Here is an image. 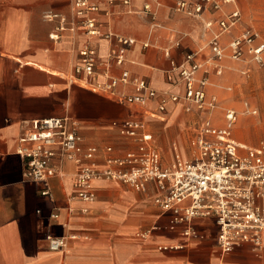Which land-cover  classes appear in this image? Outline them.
Returning a JSON list of instances; mask_svg holds the SVG:
<instances>
[{"label":"crops","instance_id":"1","mask_svg":"<svg viewBox=\"0 0 264 264\" xmlns=\"http://www.w3.org/2000/svg\"><path fill=\"white\" fill-rule=\"evenodd\" d=\"M72 1L48 8L72 19ZM90 1L98 9L87 15L95 18L99 32L87 34L77 24L64 30L59 39L50 37L56 23L31 15L27 0L3 2L0 9V264H264V233L260 248L244 242L222 253L216 244L217 225L212 216L194 221L193 236L184 235L181 225L170 228L169 214L154 202L160 194L154 182L137 190L100 177L92 181V200L71 198L78 164L70 158L56 161L58 173L49 179L52 198L39 194L40 182L24 178L23 160L17 152L19 137L30 120L50 116L69 115L76 120L82 148H97L93 161L98 168L106 166L108 157H122L141 143L138 136L121 132L120 123L126 118L144 122L142 131L151 134L150 143L159 150L164 166L171 164L175 152L190 158L194 150L187 138L198 131L202 115L186 111L182 101L167 97L170 92L182 94L183 86L167 81L166 73L173 63H181L187 52L206 45L210 34L204 21L240 7L233 0L219 10L205 9L200 18H194L176 11L175 0H130L128 4L122 0ZM145 4L151 6L149 14L142 12ZM249 26L242 16V22L222 35L220 43L227 45ZM109 31L135 40L124 51L120 64L109 57L121 48L117 37L106 35ZM84 46L95 50V71L68 78L79 64V51ZM210 55L205 46L196 59L205 63ZM250 56L246 52L243 60L223 58L219 75L205 63L207 94L228 102L222 88L226 91L232 85L226 86L224 81L237 68L250 66ZM122 71L128 72L129 82H118L112 92L102 89L106 75L118 77ZM244 71L246 75L249 69ZM133 77L147 80L156 96L145 104L119 101V94L134 90ZM163 97L165 109L159 110ZM227 107L237 111L234 106ZM213 122L224 124L222 107L214 112ZM236 123L237 119L231 139L240 146V153L264 146V142L248 146L236 141L238 127L247 128L243 121ZM260 203L264 206V197ZM52 212L57 213L55 218L50 216ZM49 232L68 237L66 247L50 250L45 240Z\"/></svg>","mask_w":264,"mask_h":264},{"label":"built area","instance_id":"2","mask_svg":"<svg viewBox=\"0 0 264 264\" xmlns=\"http://www.w3.org/2000/svg\"><path fill=\"white\" fill-rule=\"evenodd\" d=\"M108 1L112 3L114 0ZM122 1L124 4L130 2ZM231 1L233 0H175L174 9L200 18L205 9L219 10L224 3ZM72 9V19L52 8L42 11L43 20L56 23L55 30L50 34L52 39H59L64 30L73 29L77 24L87 34L99 32L95 18L87 15L98 9L96 3L90 0H73ZM142 12H152L150 4H145ZM241 22L242 13L237 6L220 18L203 22L205 30L210 34L205 46L211 51L205 63L208 62L218 75L223 71L221 60L225 57L243 60L247 52L255 63L263 61L264 41L251 26L244 28L227 45L220 43L221 36ZM106 35L117 37L121 43L119 50H113L109 54L110 58L120 64L124 51L135 40L110 31ZM143 45L146 46L147 43ZM205 46L187 52L183 61L173 63L172 70L166 73L167 81L173 84L180 82L183 86L182 94L170 92L167 97L174 102L182 101L186 111L195 110L202 115L198 131L189 142L194 150L190 158H184L179 152H175L171 164L164 166L159 150L150 143L151 134L142 131L144 122L126 118L120 123L121 132L128 136H138L141 143L136 150L126 152L122 157H108L106 166L98 168L93 161L97 148H82L76 120L69 115L50 116L30 120L29 127L19 137L21 144L17 152L23 160L24 178L40 182L39 194L52 198L49 179L58 173L56 161L70 158L78 164L73 176L71 198L92 200V181L100 177L118 180L137 190H143L148 182H154L160 192L154 197V202L169 214L170 228L181 225L184 235L193 236L196 235L194 221L212 216L217 225L216 244L222 253H228L244 242L260 248L264 233V206L260 203L264 197V146L247 148L245 153L239 152L240 146L231 139L237 119V111L233 108L223 110L222 126L213 122L214 111L220 107L219 100L216 95L207 94L208 70L203 69L205 63L196 59ZM168 52L166 49L165 54L168 55ZM79 56L80 62L71 74L73 78L82 73L91 75L95 71L97 59L93 47L84 46L79 51ZM201 69L203 72L199 74ZM246 72L243 71L244 74ZM106 76L107 81L102 89L109 92H112L118 82H129L127 71H122L118 77ZM132 83L134 90L119 94V101L145 104L157 94L143 78L133 77ZM244 106V112L257 113V109L251 108L247 101ZM158 109H165L164 97L158 103ZM107 150L110 151L111 148L108 147ZM50 216L55 218L57 213L52 212ZM45 240L50 250H62L67 245L68 237L49 232L46 233Z\"/></svg>","mask_w":264,"mask_h":264},{"label":"rangeland","instance_id":"3","mask_svg":"<svg viewBox=\"0 0 264 264\" xmlns=\"http://www.w3.org/2000/svg\"><path fill=\"white\" fill-rule=\"evenodd\" d=\"M9 1L12 0H0V9L3 8V2L7 3ZM13 1L22 2L26 0ZM27 1L29 2L31 15L39 14L42 17L43 10L48 9L50 6L63 7L70 0ZM236 2L240 6L239 8L245 21L258 32L259 37L264 41V0H236ZM249 61L252 62L250 66L237 68L231 72L232 74L227 76L224 85H232V88L230 89L231 91H227L228 89L225 91V87L222 88V91L226 93L228 102L223 103L222 99L219 98L221 101L219 105L223 110L229 105L234 106L237 109V123L239 124V122L243 121L247 125V128L238 127L240 132H234L236 141L244 142L248 146H257L264 142V56L260 64L255 63L251 59ZM246 68L249 69V72L245 75L243 71ZM67 77L73 79L71 74ZM243 101L251 103L257 109V113L251 115L244 112ZM193 136L189 135L187 138L188 142Z\"/></svg>","mask_w":264,"mask_h":264},{"label":"bare ground","instance_id":"4","mask_svg":"<svg viewBox=\"0 0 264 264\" xmlns=\"http://www.w3.org/2000/svg\"><path fill=\"white\" fill-rule=\"evenodd\" d=\"M215 111H216V110H215ZM215 111H214V112H215ZM238 143H239V142H238ZM239 144H242V143H239ZM244 145H245V144H244ZM245 146H246V145H245Z\"/></svg>","mask_w":264,"mask_h":264}]
</instances>
